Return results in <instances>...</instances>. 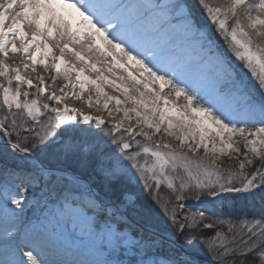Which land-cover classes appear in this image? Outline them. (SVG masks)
Wrapping results in <instances>:
<instances>
[{"label":"snow or ice","instance_id":"obj_1","mask_svg":"<svg viewBox=\"0 0 264 264\" xmlns=\"http://www.w3.org/2000/svg\"><path fill=\"white\" fill-rule=\"evenodd\" d=\"M201 253L264 264V0H0V264Z\"/></svg>","mask_w":264,"mask_h":264},{"label":"bare ground","instance_id":"obj_2","mask_svg":"<svg viewBox=\"0 0 264 264\" xmlns=\"http://www.w3.org/2000/svg\"><path fill=\"white\" fill-rule=\"evenodd\" d=\"M13 60H14V62L19 63L20 61L24 60V56L23 55H16V56H14ZM37 67H38V72H40L43 75H45L44 74L45 70L43 69V67L40 66V65H38ZM27 74L31 75L33 77V79H35V77H36V75L38 73L29 72ZM106 91H108L109 94H112V95H119V93L115 92V90L111 86H106ZM82 100L83 99L77 100V99H75V97L69 96V97L66 98L65 102L67 104H69V106H74V107L80 108L83 111H86V112L91 111L92 114H94V115L102 114V112H103L102 109H101V113L96 112L95 108L89 109V107L87 105V101L86 102H82ZM93 100H95V96H93ZM102 103H103V101H101V105H102ZM106 119H111V118L106 116Z\"/></svg>","mask_w":264,"mask_h":264},{"label":"trees","instance_id":"obj_3","mask_svg":"<svg viewBox=\"0 0 264 264\" xmlns=\"http://www.w3.org/2000/svg\"><path fill=\"white\" fill-rule=\"evenodd\" d=\"M223 199V203H224V208L226 210H235V211H239L240 210V201L238 198H234L232 196H225L222 198ZM211 205H215L216 201H210L209 202ZM193 209H196V206H190ZM202 257H206L209 260H211V258L209 256H207L205 253H201Z\"/></svg>","mask_w":264,"mask_h":264},{"label":"rangeland","instance_id":"obj_4","mask_svg":"<svg viewBox=\"0 0 264 264\" xmlns=\"http://www.w3.org/2000/svg\"><path fill=\"white\" fill-rule=\"evenodd\" d=\"M193 2H194V0H193ZM24 59H25V57H24ZM44 74H45V76H49V75H50V73L47 72V71H44ZM49 88H50V90H56V91H57V94H60V93H59V90H58V89H53V86H52L51 84H49ZM82 102H86V99H83ZM121 115H122V114H121ZM133 123H134V121H133ZM52 163H55V161H52ZM210 201H211V200H210ZM212 201H213V200H212ZM190 203H192L194 206H196V208L201 207L200 203H199L198 201H196V200H192V201H190ZM204 263H205V264H211L210 262H207V261H204ZM204 263H203V264H204Z\"/></svg>","mask_w":264,"mask_h":264}]
</instances>
